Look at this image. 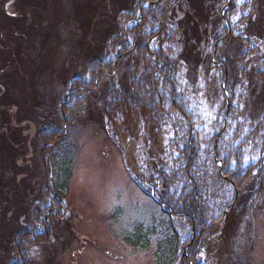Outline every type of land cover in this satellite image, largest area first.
<instances>
[{"label":"trees","instance_id":"trees-1","mask_svg":"<svg viewBox=\"0 0 264 264\" xmlns=\"http://www.w3.org/2000/svg\"><path fill=\"white\" fill-rule=\"evenodd\" d=\"M42 2L49 0H17L14 15L1 13L0 79L3 81L9 78L2 73L13 63L23 74L22 77L29 75V70L24 68L27 66V52H35V47H30L29 44L33 43V39L39 41L41 38L45 41L46 37L39 35L41 31H38L33 38L29 32L31 27L26 26V15L31 12L34 17L39 11L37 6L41 8L38 4ZM227 4L228 0L92 1L83 9L84 12L88 10L84 14L85 21H77L84 32L83 46L80 48L85 47L92 55L85 73L87 79L85 81L82 76L69 82L67 95L60 99L57 114L43 116L37 113L35 108L41 106L38 109L41 112V109L45 110L49 106L45 104V98L37 101L35 92L36 99H31L33 102L25 117L22 113L28 97L25 89H15L19 93L10 97L6 91H11L4 89L2 97L6 95L0 99L1 114L5 117L0 121V129L4 131L0 133V264H31L29 248L50 245L56 238L52 225L59 219L56 212H61L62 199L55 192L62 194L66 190L72 173V158L67 160L68 165L62 176L58 166L53 164L56 168L53 182L49 164L51 159L49 157L47 160L46 156L50 154L52 147L67 136L71 123L81 118L83 111L89 106L85 107V104L90 100L91 93L100 89L104 84L103 79L108 82L107 90L101 96L94 97V104L89 107L93 112L101 111V119L109 120L113 112L119 116V102L113 104V110H108L106 103L107 98L114 93L113 82L117 80L123 88L124 82L130 86L129 96L122 103L125 108H128L130 99L138 103L141 112L144 102H152V93H157L158 115L169 119L168 113L172 111L181 117L185 127L184 139L179 137L173 142L178 158L173 164L175 168L165 174L158 168L152 171L151 167V171L148 169V176L143 177L148 183L150 181V186L158 190V193L161 189L159 182L162 183L165 193H160L163 194L166 211L173 217L179 215H174V212L181 213L194 230L185 244L180 243L177 233L172 231L174 235H170L175 244L170 257L165 258H169L167 264H175L176 259L178 264H204L199 258L202 251L207 258L205 264L225 263L223 259L227 257V240L235 231L237 217L242 209L240 206H246L248 200L244 198L249 199V193L254 195L256 189H249L251 182L258 179L264 167V148L263 156L255 163H245L242 161L241 151L246 143L242 141L236 147H231L232 142L228 138L232 127L229 123L237 118V108L234 105L236 85L233 81L255 77L264 83V71L260 75L256 74L264 66L263 62L255 67L253 76L245 71L248 62L256 65L258 59L255 53L264 44V0H231L221 16ZM121 13L126 14V27L118 24L117 18ZM94 17L99 21L91 27ZM176 35L180 37L178 39L183 47L177 57L180 60L178 63L182 62L192 68L193 72L201 68L206 75L212 77L222 98L225 113L222 83L225 84L224 90L228 95L229 112L225 128L223 129V122L217 125L216 130V126L213 127L215 131L205 141L207 148L203 150L204 154L199 149V134L195 131L193 118L188 112L186 98L179 92L175 81L176 61L172 52L163 48V43ZM153 41L156 44L153 45ZM43 42L40 44L41 49L45 45ZM203 48L209 50L205 57L202 55ZM147 62L153 64V69L144 78L149 84L148 90H142L134 74L136 68L146 66ZM12 105H16L19 112L16 124L32 121L38 126L30 142H27V137L20 136L23 129L12 126L11 118L7 115V109ZM166 107L169 111H166ZM92 114H88V119H92ZM236 136L237 132H233L231 139L234 141ZM26 142L31 146L32 157L29 159L27 156L30 150L26 147ZM215 159L223 164L221 173ZM171 183H180V194L176 200H179L180 207L176 206L178 202L171 205L167 194ZM216 186L219 194L215 193ZM235 190L238 191V198L229 210L235 200ZM207 196L210 201L204 199ZM211 196L216 198L211 200ZM57 207L59 211L56 210ZM224 211H229L226 217ZM222 226L223 230L219 235ZM149 236L138 234L137 240L147 241Z\"/></svg>","mask_w":264,"mask_h":264},{"label":"rangeland","instance_id":"rangeland-1","mask_svg":"<svg viewBox=\"0 0 264 264\" xmlns=\"http://www.w3.org/2000/svg\"><path fill=\"white\" fill-rule=\"evenodd\" d=\"M16 1L0 0V20L3 12L14 15ZM92 1L96 0H49L38 4L41 8L37 6L39 11H35L34 17L31 12L26 15V26L31 27L29 32L33 38L36 32L41 31L42 34L39 35L46 39H33V43L30 42L29 46H34L35 52H27V66H24L29 70L27 77L21 76L23 74L14 63L2 73L9 79H0V99L6 94L10 97L19 93L15 89L24 88L25 95L30 97H26V100L30 103L33 102L31 99L35 92L37 99H34L37 101L45 98V104L49 108L41 109L40 112L37 109L42 107H37V113L43 116L57 114L59 101L66 95L69 82L76 77L84 76V80L87 79L85 73L92 55L85 47L80 48L83 46L84 32L77 21H85L84 14L88 10L84 12L83 9ZM98 21L94 17L90 26ZM117 21L120 27L128 26L125 13H121ZM178 38L180 37L177 35L173 36L171 40L163 43V48L170 50L176 61L175 81L178 83L179 92L186 98L188 112L193 118L195 131L199 134V149L203 153L207 148L205 141L211 138L217 125L222 122L225 108L211 76L206 75L201 68L193 72L192 68L182 62L178 63L180 60L177 57L183 49ZM42 42L45 43L43 50L40 48ZM152 44L156 43L153 41ZM259 49L255 53L258 59L256 65L248 62L245 66V71L251 76L255 67L264 63V44ZM208 53L209 50L203 48V57ZM152 69L153 64L147 62L146 66H139L135 70L134 77L139 81L142 90L149 88L144 78L150 75ZM263 71L264 66L256 74L260 75ZM233 82L236 85L234 105L237 108V118L229 123L232 127L229 129L228 138L232 142L231 147L244 141L246 145L241 151L244 159L242 161L255 163L263 156L264 148V83L255 77ZM103 83L99 90L91 93L90 100L85 104V107L89 105L86 108L87 113L83 111L80 122H72L67 136L52 147L49 154L51 156H46L47 160L49 157L51 159L48 162L51 165L53 182L56 174L53 164L58 166L62 176L68 165L67 160L72 158V173L66 190L62 194L55 192L62 199L61 212H56L59 219L52 225L56 238L50 245L29 248L31 264H167L169 258H165L170 257V251L175 244L170 234L174 235L176 232L180 243L184 244L192 232L194 234L186 217L174 212V215H179L169 218V214H164L152 199L139 190L127 171L128 169L132 172L137 179L141 178L140 171L144 167L147 150L152 159V171L158 168L168 174L175 168L173 164L178 158L171 140L175 142L179 137L184 139L185 127L181 118L169 111L168 107L166 111H169V119L158 115L157 93H152V102H144L141 112L138 103L130 99L128 108H125L122 103L129 96L130 86L124 82L123 88L119 81L114 80V93L107 98L106 103L108 110H113V104L118 101L121 110L119 116L113 112L109 120L101 119V111L93 112L89 107L94 104V97L101 96L107 90V80L103 79ZM4 89L11 92L6 91L2 97ZM27 101L22 108L25 117L30 111V103ZM1 113L0 110V121L5 118ZM90 113H93L92 119H88ZM18 114L14 105L7 109L12 126L23 129L20 136L27 137V142H30L38 126L32 121L16 124ZM39 121L41 123L42 119ZM3 132L0 129V133ZM233 132H237L234 141L231 139ZM26 147L30 150L27 156L29 159L32 157L31 146ZM160 184L161 191L165 193L161 182ZM179 187L180 183H171L170 190L167 191L171 205L178 202L177 207H180L179 200L176 201L180 194ZM217 187L215 193L219 194ZM249 189L256 190L253 196L252 192L249 193V199L244 198L248 200L246 206H240L242 209L237 217L235 231L227 240L224 264H264V167L258 179L251 182ZM210 198L212 200L216 197ZM204 199L210 201L209 196ZM56 210L59 211V207ZM138 234L150 236L147 241H138ZM200 256L205 258V255ZM175 261L178 264V259Z\"/></svg>","mask_w":264,"mask_h":264},{"label":"water","instance_id":"water-1","mask_svg":"<svg viewBox=\"0 0 264 264\" xmlns=\"http://www.w3.org/2000/svg\"><path fill=\"white\" fill-rule=\"evenodd\" d=\"M226 100H227V102H228V98L226 97Z\"/></svg>","mask_w":264,"mask_h":264}]
</instances>
